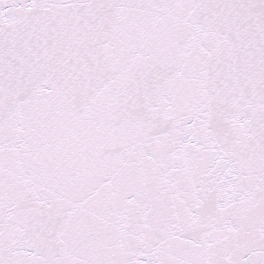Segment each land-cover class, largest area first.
<instances>
[{
  "label": "snow or ice",
  "instance_id": "snow-or-ice-1",
  "mask_svg": "<svg viewBox=\"0 0 264 264\" xmlns=\"http://www.w3.org/2000/svg\"><path fill=\"white\" fill-rule=\"evenodd\" d=\"M0 264H264V0H0Z\"/></svg>",
  "mask_w": 264,
  "mask_h": 264
}]
</instances>
